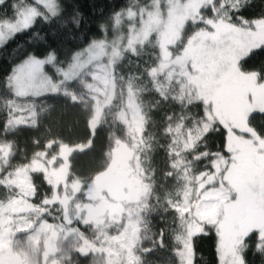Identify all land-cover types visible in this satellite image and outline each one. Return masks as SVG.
Listing matches in <instances>:
<instances>
[{
    "label": "rangeland",
    "instance_id": "1",
    "mask_svg": "<svg viewBox=\"0 0 264 264\" xmlns=\"http://www.w3.org/2000/svg\"><path fill=\"white\" fill-rule=\"evenodd\" d=\"M25 1L17 10L9 7L0 13V40L32 27L40 13L47 17L57 13L54 0ZM254 1L158 0L157 10L156 0H141L122 11L120 25L74 56L23 61L15 68L23 66L18 81L12 79L16 70L9 78L11 94L0 99L7 115L0 135V158L15 151V144L6 136L40 124L49 107L46 97L57 92L65 100L74 97L93 112L92 129L107 131L110 144L106 161L111 158L109 150H115L121 141L132 154L135 176L151 185L147 198L130 204L129 212L142 208L156 219L167 221L166 232L175 239V264H194L193 241L196 235L206 233L207 226L218 228L222 264H245V240L260 225L253 232L260 240L258 245L264 244V223L259 214L264 216V158L254 155L250 162L234 158L230 164L226 156L216 155L201 163L199 159L207 151L197 152V147L213 130L215 112L223 97L232 94L233 86L242 88L237 84L244 75L252 80L256 77L255 73L242 72L240 64L264 44V18L249 23L238 15ZM145 48L149 51H142ZM154 49L159 53V63L154 59ZM136 52L145 57L144 64L132 57L123 63L125 54ZM35 61H42L39 71L34 69ZM99 75L109 76L111 87L107 91H96L101 87L96 79ZM18 84L25 89L24 95L17 94ZM193 101H204L211 107L201 116L194 111L191 114ZM248 101L244 120L259 137V143L252 145L264 147V99ZM160 103L172 111L164 113L162 130L156 133L148 127L150 109ZM229 123L235 129L234 144L243 159L250 152L249 136L240 132L241 126ZM159 145L168 155V185L156 182L152 167V152ZM261 155L264 157V153ZM7 157L6 169L0 168V253L19 256L22 264H41L42 242L50 229L63 234L70 228L52 205L45 213L41 209L43 198L38 195L33 171L42 170L45 178L52 168L48 161L51 157L38 156L26 163ZM77 178L86 180L85 176ZM68 209L73 219L75 209ZM136 214L108 217L107 213L75 221V234L61 241L62 264H145L141 248L146 243L144 235L150 236L152 229L146 225L150 219ZM79 236L92 243L94 254L82 258L74 253L81 244Z\"/></svg>",
    "mask_w": 264,
    "mask_h": 264
},
{
    "label": "trees",
    "instance_id": "2",
    "mask_svg": "<svg viewBox=\"0 0 264 264\" xmlns=\"http://www.w3.org/2000/svg\"><path fill=\"white\" fill-rule=\"evenodd\" d=\"M54 1H56L57 7V13L54 16L47 17L45 14L40 13L32 27L17 33L6 45L0 47V99L11 94L9 78L12 72L16 70L15 68L23 61L34 57L65 56L67 58V56H74L78 51L95 44L99 39L101 40L109 30L120 25L122 11L132 4L137 5L141 0ZM20 2L27 3L25 0H0V13L9 7L17 10ZM238 15H242L241 18L249 23L258 18L263 19L264 0L254 1L251 6L243 9ZM235 20L238 21V19ZM142 51L147 52L149 50L145 48ZM153 54L154 59L159 63V53L156 52V49H154ZM131 57L137 63L144 64L145 62V57L142 58L137 53L133 55L125 54L122 59L123 63H126L127 59ZM240 70L244 73H255L257 79L264 82V44L243 58ZM40 99H44V97ZM45 99L49 101V107L46 115L41 118L40 124L36 128H20L16 130L15 134L6 136L9 142L15 144L13 145L15 151L7 152L5 156L1 155L0 168L6 169L9 164L7 156H12L14 162L26 163L28 160L33 161L38 156L48 158L50 155V157L54 156L56 158V162L51 165L55 172L68 181L84 176L85 178H91L94 174L103 171L108 162L106 161L105 151L108 150L110 141L107 131L99 127L92 129L90 120L93 112H89L85 107L86 105L81 101H77L74 97L65 100L58 92L56 95H49ZM193 105L194 107L190 109V113L197 112L200 116L211 107L210 103L204 101H193ZM165 109L166 107L162 106L161 103L150 109L151 121L148 127L153 132H161V126L165 122L164 113L168 114L172 111V109ZM177 110L174 109L176 112ZM6 118L7 115L1 108L0 103V135L4 132ZM233 131L235 129L229 122L215 121L213 130L204 135L197 147V152L207 151V154H204L199 161L201 163L211 161L217 155L226 156L230 159L231 164L234 156L229 158L232 154L229 146L235 141L232 136ZM60 147L67 149L61 151ZM48 161L51 162V159ZM151 162L156 182L168 185L171 171L168 155L163 145L155 146ZM42 172V170H34L33 174H35L38 194H41L43 198L42 204L44 207L49 208L51 205L50 188L46 185ZM228 172L230 173V170ZM226 178H228V175ZM140 214L144 219L153 216L145 210L141 211ZM154 219L155 226L153 227L156 234H158L155 235L156 240L153 241L151 236L147 235H144V239L147 243L150 241L155 242L158 251L147 257L145 264H175L177 262L176 249L170 243V239L173 240V238H171L168 231L166 232L167 221L155 217ZM163 227L165 228L166 240L161 241L159 240V232L164 229ZM206 230L205 234L196 235L193 241V248L195 249L194 264H222L219 252L220 236L218 228L207 226ZM151 233L152 231L149 235ZM259 241L256 232H252L246 238L245 247L242 250L245 264H264V244L262 246L258 245ZM82 242V246L88 243L83 238ZM146 248H149V246H146ZM151 250L154 251L155 249L152 247ZM13 258L18 264H22L19 256L14 255Z\"/></svg>",
    "mask_w": 264,
    "mask_h": 264
},
{
    "label": "flooded vegetation",
    "instance_id": "3",
    "mask_svg": "<svg viewBox=\"0 0 264 264\" xmlns=\"http://www.w3.org/2000/svg\"><path fill=\"white\" fill-rule=\"evenodd\" d=\"M240 84L243 85L242 88L233 86L231 89L232 94L229 95V97H223L219 105V111L215 112L214 120H220L223 123L234 122L235 124L242 127L240 132L249 136L248 143L250 145V152L242 159L240 158L242 153H240L239 148L237 147L238 145L234 144L235 141L233 144H230L229 148L231 149L232 153H234L233 156L235 159L237 158L239 161L250 162L254 155L259 158H264L263 155H261L264 153V147L260 144L258 147L256 146V148H260V150H257L255 146L252 145V143H259V137L256 136V134L250 130V126L246 124V119L244 120V112L246 107L250 106L248 101L249 99L252 101L256 100V98L264 99V83L259 82V80H257V76L252 80V78H249L248 76L246 78L244 75L243 78H241V82L237 85ZM248 118L249 117H247V119ZM117 143L118 144L117 147H115V150L114 148L109 150L111 158L108 160L105 169L101 172H98L97 174H94V176L91 178H85L86 180H83V182L76 179L68 181L62 175H58L53 167L50 169V172L45 175V183L50 188L49 196L51 199L52 208L56 209L57 213L61 215L62 221L68 223L70 228L64 230L63 234L57 232L55 228L50 229L49 235L42 242L41 264L64 263L65 260L64 258L62 259L63 254L62 250L60 249V245L62 244L61 241L66 240L75 234L73 233L75 230L74 227L76 225L75 221H79L78 219L82 218L85 220L96 215L104 217L107 213L110 215L108 217H113L114 214L115 217L127 214L128 217H135V215L137 216L136 213L139 214V212H141L142 208L139 209V212L132 210L133 212L131 213V209L129 212L128 206H130V204H137L140 200L147 198L151 185L135 176L131 167V159L133 158L131 152L121 141H118ZM66 149L67 148L65 147H60L61 151H65ZM61 154L63 155L62 152ZM55 162L56 158L51 156L50 165L54 164ZM79 197L83 198V201H75ZM69 206H73V209H75V214L73 216V219L75 218V220L70 219L71 211L68 209ZM41 209L45 213L46 210L51 208L42 207ZM259 214L261 216L262 223H264L263 213L259 212ZM153 218V216L150 217V221H148L146 225H148V228L152 229L150 236L151 239L155 241V235L158 234H156L153 227L155 226L153 223ZM261 220H259L260 223ZM249 224L251 225L252 229L251 217L249 218ZM255 229H253L251 233L255 231ZM224 232L226 233V230ZM227 235L228 234L226 233V236ZM79 240L81 244L79 245L78 249H75L76 251L74 250V253H77L82 258H87V256L90 254H94L92 243H86L85 246H82V237L79 236ZM159 240H166V233L163 229L159 232ZM150 242L147 243L146 241L145 246L141 248L142 251L140 255L141 257H144V259L152 256L155 251H158L156 250L155 242ZM170 243L172 246H174L175 239H170ZM146 246H149V248H146ZM82 247L83 249H87V251L80 249ZM152 247L155 249L154 251L151 250ZM50 249L54 250L50 251ZM0 264L18 263L10 254V252H7V254L0 253Z\"/></svg>",
    "mask_w": 264,
    "mask_h": 264
},
{
    "label": "clouds",
    "instance_id": "4",
    "mask_svg": "<svg viewBox=\"0 0 264 264\" xmlns=\"http://www.w3.org/2000/svg\"><path fill=\"white\" fill-rule=\"evenodd\" d=\"M157 3V10H159V6H158V0H156ZM43 15V13H41ZM13 37H9L5 40H0V47H3L4 45L7 44V42L11 39H13ZM104 72H108L107 68L103 69ZM98 83L101 85V87H99L98 89H96V91H107L108 89H110L111 87V80L109 78V76L107 75H99L96 77ZM89 103H92V101H89ZM39 195V194H38ZM41 219H43L44 217H40Z\"/></svg>",
    "mask_w": 264,
    "mask_h": 264
},
{
    "label": "snow or ice",
    "instance_id": "5",
    "mask_svg": "<svg viewBox=\"0 0 264 264\" xmlns=\"http://www.w3.org/2000/svg\"><path fill=\"white\" fill-rule=\"evenodd\" d=\"M33 63V66H34V69L35 71H39V65L42 63V61H35V62H32ZM23 70V66H20L17 70H16V73H14V76L12 77V79L14 81H18V74ZM53 88H55V86H53ZM16 91H17V94L18 95H24L25 94V89L22 87V86H17L16 88ZM54 249H50V251H52ZM84 251H87V249H83Z\"/></svg>",
    "mask_w": 264,
    "mask_h": 264
}]
</instances>
